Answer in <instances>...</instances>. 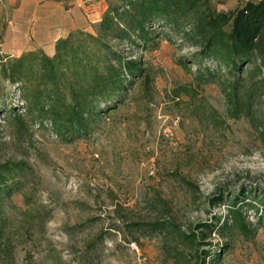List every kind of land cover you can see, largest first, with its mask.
<instances>
[{"label": "rangeland", "instance_id": "obj_1", "mask_svg": "<svg viewBox=\"0 0 264 264\" xmlns=\"http://www.w3.org/2000/svg\"><path fill=\"white\" fill-rule=\"evenodd\" d=\"M44 1L0 0V63L13 52L19 8ZM64 1L88 16L100 0ZM149 25L147 40L116 46L148 66L150 86L136 82L82 135L64 137L28 114L19 129L9 116L26 112L24 100L0 71V159L24 164L4 190L0 264H198L202 249L206 264H264V94L244 95L235 116V71L202 56L186 27L162 15ZM251 70L237 73L245 88ZM233 205L251 231L223 227Z\"/></svg>", "mask_w": 264, "mask_h": 264}, {"label": "trees", "instance_id": "obj_2", "mask_svg": "<svg viewBox=\"0 0 264 264\" xmlns=\"http://www.w3.org/2000/svg\"><path fill=\"white\" fill-rule=\"evenodd\" d=\"M217 2L222 1H111L93 31L71 30L57 40L54 54L35 48L19 56L1 58V74L17 83L26 111L11 110L9 118L19 123V129L27 128L23 123L26 114L34 120L49 121L56 133L64 137L90 131L91 124L108 108H115L127 98L136 82L150 86L148 66L140 58L124 55L116 43L147 40L151 33L149 23L161 15L177 28L186 27L200 45L202 56L235 71L227 100L234 115L240 116L245 96L251 100L264 94V0H245L226 8H219ZM248 64L256 72L251 70L250 85L245 88L244 80L248 78L237 73ZM23 169L22 161L0 159V239L6 227L2 213L4 190L12 192ZM229 216L223 220V227L229 225V220L239 221L243 230L251 231L239 207L229 208ZM216 220L220 222L221 216H216ZM201 252L202 261L198 264H206L211 252Z\"/></svg>", "mask_w": 264, "mask_h": 264}, {"label": "crops", "instance_id": "obj_3", "mask_svg": "<svg viewBox=\"0 0 264 264\" xmlns=\"http://www.w3.org/2000/svg\"><path fill=\"white\" fill-rule=\"evenodd\" d=\"M34 6L33 9L19 8V19L12 21L16 26L9 31L13 36L9 44L13 48L10 55L19 56L35 48L54 54L59 38L67 36L73 29L88 28V22L100 20L107 4L100 0L88 16L76 2L67 4L64 0H46Z\"/></svg>", "mask_w": 264, "mask_h": 264}]
</instances>
